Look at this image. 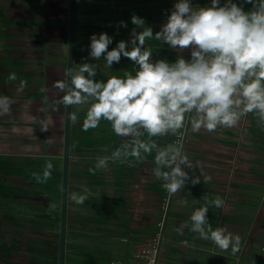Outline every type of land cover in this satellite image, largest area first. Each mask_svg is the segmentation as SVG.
Returning <instances> with one entry per match:
<instances>
[{"label": "crops", "instance_id": "obj_1", "mask_svg": "<svg viewBox=\"0 0 264 264\" xmlns=\"http://www.w3.org/2000/svg\"><path fill=\"white\" fill-rule=\"evenodd\" d=\"M210 1L190 3L198 8ZM176 2L77 0L74 67L96 64L98 80L126 70L134 74L136 65L123 56L111 68L103 57L92 59L90 37L107 33L113 38L109 50L130 41L136 28L131 18H142L146 27V8L149 27L158 32ZM232 2L245 11L253 8L245 0ZM69 29L70 0H0V96L12 102L11 115L0 116V264H59L66 106L57 103L62 93L55 84L66 78ZM86 110V105L72 106L78 119L71 128L65 264H110L145 247L167 192L153 175L149 155L143 162L131 157L109 161L95 175L89 171L98 157L109 156L124 140L104 134V121L83 131ZM196 133L184 152L198 168L185 171L189 176L202 171L212 179L205 184L201 177L196 185L189 181L171 195L159 264H264V128L249 114L235 128ZM49 161L51 179L41 183L34 174L42 176ZM84 186L93 195L75 204L70 196ZM205 195L224 200L207 216L214 229L240 236L235 255L184 227Z\"/></svg>", "mask_w": 264, "mask_h": 264}, {"label": "clouds", "instance_id": "obj_2", "mask_svg": "<svg viewBox=\"0 0 264 264\" xmlns=\"http://www.w3.org/2000/svg\"><path fill=\"white\" fill-rule=\"evenodd\" d=\"M245 2L253 5L252 10L245 11L232 0H225L223 6L220 0H211L210 7L198 8L190 0H178L167 22L155 34L151 27L144 26L142 18L133 15L131 22L136 28L131 31V40L119 41L111 50L113 38L107 33L90 37L92 59L103 57L106 67L111 68L123 56L136 65L134 74L126 70L122 76L98 80L97 65L82 63L66 69V78L55 84L62 93L58 104L87 106L83 131L107 121L112 132L124 140L109 156L97 158L89 169L93 175L107 169L109 161L116 163L131 157L143 162L154 152L153 175L171 196L189 181L196 185L202 177L206 184L212 177L202 171L200 176H189L185 169L198 167L193 166L183 146H161L158 138L176 135L186 124L193 132L235 128L249 114L264 128V0ZM153 38L181 55L172 63L165 59L154 61L152 50L145 46L146 40ZM185 50H190V59L183 57ZM8 78L14 81L16 76L9 74ZM26 84L22 82V87ZM11 103L7 96H0V116L11 115ZM77 119L73 113L72 122ZM43 130H48L47 123ZM53 167L51 161L47 162L42 176L34 174L36 179L47 182ZM91 195L84 186L70 199L79 205ZM203 200L184 227L199 239L235 255L240 251V236L223 227L214 229L207 216L210 207L222 208L224 200L220 196L209 200L206 195Z\"/></svg>", "mask_w": 264, "mask_h": 264}, {"label": "water", "instance_id": "obj_3", "mask_svg": "<svg viewBox=\"0 0 264 264\" xmlns=\"http://www.w3.org/2000/svg\"><path fill=\"white\" fill-rule=\"evenodd\" d=\"M76 16H77V0H70L68 68L74 67ZM71 115H72V106H66L65 141H64V154H63V183H62V201H61V216H60L61 225H60L59 264H65V252H66L70 143H71V128H72Z\"/></svg>", "mask_w": 264, "mask_h": 264}, {"label": "built area", "instance_id": "obj_4", "mask_svg": "<svg viewBox=\"0 0 264 264\" xmlns=\"http://www.w3.org/2000/svg\"><path fill=\"white\" fill-rule=\"evenodd\" d=\"M208 6H211V1ZM186 128L187 124L185 129L181 130L178 134H176L174 143L183 146ZM170 199L171 196H169L168 193H166V195L162 198L161 209L163 213L157 222L155 233L148 238L145 247L135 251L131 257L115 258L110 262V264H159L164 241V226L170 206ZM238 262L239 260H237L236 263L232 264H238Z\"/></svg>", "mask_w": 264, "mask_h": 264}, {"label": "rangeland", "instance_id": "obj_5", "mask_svg": "<svg viewBox=\"0 0 264 264\" xmlns=\"http://www.w3.org/2000/svg\"><path fill=\"white\" fill-rule=\"evenodd\" d=\"M134 1H136V0H134ZM149 2H150V0H146V4L149 3ZM148 17H149V10L146 8V27H149V19H148ZM152 31H153L154 34L157 32L155 29H152ZM145 46L152 50V52H153L152 58H153L154 61L155 60H159V59H165L168 62L172 63V62H175V60L177 59L178 55H181L180 53H176L175 52L176 50L171 49L167 44H165V43H163L161 41H157L154 38L146 40ZM182 55H183V57L185 59H190V50H185L182 53ZM135 70H136V67L134 69V73H135ZM112 75H113V73H112ZM115 76H117V75H115ZM103 133L104 134H114L112 132V130H111V127H110L109 123L107 121H104ZM192 134H197V133L193 132L191 130V126L190 125H187L186 132H185V140H184V144H183L184 151L188 147V145L191 143ZM175 136L176 135H171L170 134V135H168L166 137L158 138V143L161 146H165V145H167L169 143H174ZM154 155H155L154 152L151 155H149V157L151 158V159L149 158L150 161L154 160ZM162 213H163V211L161 209V206H159V218L161 217ZM164 243H166V239L165 238H164V241H163V246H164Z\"/></svg>", "mask_w": 264, "mask_h": 264}]
</instances>
